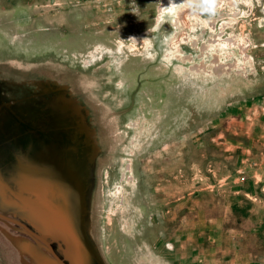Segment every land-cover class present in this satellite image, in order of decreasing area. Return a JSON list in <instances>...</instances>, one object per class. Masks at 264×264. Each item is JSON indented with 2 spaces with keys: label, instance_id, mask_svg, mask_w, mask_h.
<instances>
[{
  "label": "rangeland",
  "instance_id": "obj_1",
  "mask_svg": "<svg viewBox=\"0 0 264 264\" xmlns=\"http://www.w3.org/2000/svg\"><path fill=\"white\" fill-rule=\"evenodd\" d=\"M171 2L0 0V264H80L6 185L86 137L100 264H264V0Z\"/></svg>",
  "mask_w": 264,
  "mask_h": 264
},
{
  "label": "flooded vegetation",
  "instance_id": "obj_2",
  "mask_svg": "<svg viewBox=\"0 0 264 264\" xmlns=\"http://www.w3.org/2000/svg\"><path fill=\"white\" fill-rule=\"evenodd\" d=\"M0 104L5 106L1 96ZM41 143L36 148L32 140L25 158H16L17 174L14 177L19 185L17 189L6 185V189L40 215L39 220L44 218L52 232L63 235L62 241H67L68 255L73 262L75 259L80 264H100L81 224L89 161L83 143L80 140L73 144L75 147L70 145L72 149L55 141L51 144L43 140ZM0 182L4 181L0 178Z\"/></svg>",
  "mask_w": 264,
  "mask_h": 264
},
{
  "label": "clouds",
  "instance_id": "obj_3",
  "mask_svg": "<svg viewBox=\"0 0 264 264\" xmlns=\"http://www.w3.org/2000/svg\"><path fill=\"white\" fill-rule=\"evenodd\" d=\"M173 4L174 0H172L170 6L167 7H162L158 13V25L159 23L162 22L161 19L165 14H170L173 11ZM188 6L193 10V11H199L201 13H214L215 12V5H216V0H187ZM135 12V11H133ZM129 39H136L135 37H131ZM119 87V85H117Z\"/></svg>",
  "mask_w": 264,
  "mask_h": 264
},
{
  "label": "bare ground",
  "instance_id": "obj_4",
  "mask_svg": "<svg viewBox=\"0 0 264 264\" xmlns=\"http://www.w3.org/2000/svg\"><path fill=\"white\" fill-rule=\"evenodd\" d=\"M65 92V91H64ZM61 98V97H60ZM72 100V99H71ZM75 100H77V102H78V105H77V108H78V110L80 111V110H82L81 108V103L79 102V100L78 99H75ZM66 107V106H65ZM57 117H59V116H57ZM80 118V117H79ZM59 119V118H58ZM55 120V119H54ZM85 120V119H84ZM59 121V120H58ZM80 121V120H79ZM60 122V121H59ZM83 122H85V121H83ZM56 123V122H55ZM57 124H59V123H57ZM84 127V126H83ZM82 127V128H83ZM84 129V128H83ZM85 129L87 130V126H85ZM84 129V130H85ZM89 129V128H88ZM82 132V131H81ZM88 134H92L93 135V133L91 132V130L89 129V131L87 132ZM95 135V134H94ZM91 137V136H90ZM94 137V136H93ZM87 139H86V142L84 141V143H85V148H88V152H90V153H92V151H94V148H93V146L91 145V140L89 139V137H86ZM44 139V138H43ZM82 139V138H81ZM84 140V139H83ZM82 140V141H83ZM96 140V139H95ZM94 140V141H95ZM46 143V142H45ZM83 143V142H82ZM84 143H83V145H84ZM39 144V143H38ZM42 144V143H41ZM50 144V143H49ZM69 146V145H68ZM42 147V146H41ZM100 147V146H99ZM72 149V148H71ZM96 151V150H95ZM93 154V153H92ZM91 154V155H92ZM124 173V172H123Z\"/></svg>",
  "mask_w": 264,
  "mask_h": 264
},
{
  "label": "water",
  "instance_id": "obj_5",
  "mask_svg": "<svg viewBox=\"0 0 264 264\" xmlns=\"http://www.w3.org/2000/svg\"><path fill=\"white\" fill-rule=\"evenodd\" d=\"M1 215V214H0ZM7 217V216H6ZM7 218H9V217H7ZM9 219H11V218H9ZM14 221V220H13ZM16 221V220H15ZM34 235H36L39 239H41V240H43L49 247H50V249L52 250V247H51V245L46 241V240H44L41 236H39L38 234H36L35 232H32ZM57 257V256H56ZM58 258V260L62 263V264H65L64 262H63V260L62 259H60L59 257H57Z\"/></svg>",
  "mask_w": 264,
  "mask_h": 264
}]
</instances>
